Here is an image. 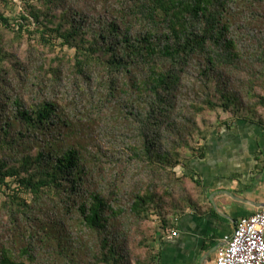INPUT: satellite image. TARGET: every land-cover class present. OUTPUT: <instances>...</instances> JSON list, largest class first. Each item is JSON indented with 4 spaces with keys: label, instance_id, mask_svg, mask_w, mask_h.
<instances>
[{
    "label": "trees",
    "instance_id": "obj_1",
    "mask_svg": "<svg viewBox=\"0 0 264 264\" xmlns=\"http://www.w3.org/2000/svg\"><path fill=\"white\" fill-rule=\"evenodd\" d=\"M235 1L240 0H41V8L27 3L16 25L0 13V210L7 221L13 220L16 239L1 245L0 264H37L36 245L56 248L66 227L51 221L47 211L56 209L78 217L80 226L97 234L93 264H125L117 243L122 235L111 233V221L125 211L110 202L101 183L87 185V140L79 133L84 119L89 117L94 126L102 104L116 99L125 100V108L137 107L128 117L138 122L143 141L129 147L151 182L135 188L130 215L140 222L151 214L158 218L154 243L144 244L148 249L142 264H160V240L173 218L185 211L181 204H195L192 197L200 183L190 166L204 158L210 135L240 122L264 127V51L248 59L240 48L232 34L240 7L230 6ZM247 3L243 10L251 19L255 5L264 0H241V5ZM98 15L96 29L86 20ZM2 29L14 32L11 47L4 43ZM33 36L45 54L55 51L57 43L73 54L16 55L15 43ZM34 49L33 40L26 50ZM200 58L204 97L190 103L188 117L180 119L173 102L188 81L186 70ZM71 84L83 101L95 87L103 88L106 97L81 110L76 120L70 114L76 103ZM32 91L37 95L33 99ZM212 114L214 121L206 122ZM175 130L178 135L170 141ZM59 201L70 204L61 209Z\"/></svg>",
    "mask_w": 264,
    "mask_h": 264
},
{
    "label": "rangeland",
    "instance_id": "obj_2",
    "mask_svg": "<svg viewBox=\"0 0 264 264\" xmlns=\"http://www.w3.org/2000/svg\"><path fill=\"white\" fill-rule=\"evenodd\" d=\"M246 3V0H243ZM33 4L41 8V0H0V13L11 20L12 25L20 20L23 10L26 4ZM123 4V8H127L128 3ZM240 6L238 12L235 14L233 19L232 34L238 38L240 41V48L243 50L244 54L248 59L260 55L264 51V3H257L255 9L257 14H250L251 19H247V13L243 8H248L250 3L246 5H241L240 1H235L230 3V6ZM110 7L113 3L110 2ZM116 8H120V5L115 4ZM87 7V6H86ZM73 10L76 8L72 5ZM88 13L90 9L87 7ZM72 14V12H71ZM76 15V14H75ZM101 15H98L93 20L87 19V23H93L94 28H99V21H101ZM103 19L106 15L103 13ZM78 18V16H76ZM243 20L242 25L240 21ZM4 36V43L6 46L13 43L15 34L12 30L2 29ZM30 40H34L35 49L30 52L26 49L28 48V43L32 41H27L24 39L21 44H16L15 54L25 56L26 53L34 54L33 59L43 56H63L72 55V51H68L66 48H62L59 43L56 44L57 48L55 51H48L45 54V48L40 47L38 44V37H28ZM26 50V52H25ZM21 51V52H20ZM246 60V59H245ZM200 65H202V60L194 59L190 67L186 70V76L188 81L182 90L177 94L173 105L176 107V112L178 115L180 112L181 117L185 116L189 111L190 103L202 99L204 97L203 83L199 75ZM31 69V68H30ZM94 76L97 75L95 70L93 71ZM72 79V77H71ZM10 78L8 77V81ZM234 80V77H232ZM18 84L15 81L14 84ZM72 83V81H71ZM64 83L63 85H65ZM201 85V86H200ZM75 86V85H74ZM72 84L69 85L70 93H74L75 106L71 111V117L77 120V117L82 116L81 110L88 108L93 105L94 101L101 100L106 97V93L103 88L95 87L93 91H88L84 98L81 99L80 92H76ZM55 91H60V86L54 84ZM37 97L35 92H31V98ZM127 105L125 100L116 99L110 105L102 104L104 108L101 119L96 117L98 121L94 126H91L92 122L89 117L84 119L83 124H80V137L87 142V148L85 150L86 155V175L85 181L87 185H100L102 188L106 189V196L110 199V202L114 204L115 207L122 208L125 213L118 219L111 221L114 226L111 233L117 236L121 233V237L117 240V243L121 242L120 250L125 258V264H142V261L146 257V250L148 245H144L146 241L154 243V238L156 237L155 230L158 225V218L151 214L149 218L143 221H136L132 215H130V209L133 203V194L135 188L142 186L143 183L146 185L151 181H148L150 173L144 171L141 164L134 159L133 152L130 149L131 144L141 145L143 141L139 136L137 126L138 122L133 119V117H128L130 113L137 110V107L133 105L132 108L128 109L123 107ZM87 104V106H85ZM117 109V110H116ZM84 111V110H83ZM187 116V115H186ZM188 117V116H187ZM215 114L207 115L205 117L206 122H212L215 119ZM191 118V116H190ZM128 119V120H125ZM130 119V120H129ZM200 119V125L205 128L207 125L203 120ZM133 124H132V122ZM164 122V121H162ZM167 121L164 122L166 125ZM180 124V120L177 122ZM208 123V124H210ZM86 124V126L84 125ZM181 127V125H179ZM18 130L14 131L13 134H17ZM175 133L174 137L170 141L174 140L178 135V130L173 131ZM152 133L154 129L152 128ZM179 176L183 174L181 168L176 169ZM124 181V186L121 191L117 189L119 182ZM147 180V182H145ZM105 186V187H104ZM101 187V186H99ZM190 187V184H188ZM29 202H32L28 198ZM72 203V202H71ZM70 203L62 204L61 201L58 202L59 207H68ZM52 206V205H51ZM38 207V206H36ZM40 208H38L39 210ZM50 213L51 221L58 220L61 225H65L63 231L62 241L56 248H44L41 245L35 246V253L38 255L37 264H93V257L98 250V240L97 234L88 230L87 228L80 226L78 217L68 214L64 216L65 211H47ZM44 214V213H43ZM36 218H41L39 212H34ZM45 216V215H44ZM62 216V217H60ZM61 218V219H59ZM65 219H68L66 223ZM14 222L12 219L7 221L5 215L2 214L0 210V247L5 243L16 242L15 235H13ZM116 227V229H115ZM113 237V236H112ZM144 242V243H143Z\"/></svg>",
    "mask_w": 264,
    "mask_h": 264
},
{
    "label": "crops",
    "instance_id": "obj_3",
    "mask_svg": "<svg viewBox=\"0 0 264 264\" xmlns=\"http://www.w3.org/2000/svg\"><path fill=\"white\" fill-rule=\"evenodd\" d=\"M200 187L160 240V264H216L238 222L264 209V127L247 122L214 131L191 163ZM176 234V235H174Z\"/></svg>",
    "mask_w": 264,
    "mask_h": 264
},
{
    "label": "built area",
    "instance_id": "obj_4",
    "mask_svg": "<svg viewBox=\"0 0 264 264\" xmlns=\"http://www.w3.org/2000/svg\"><path fill=\"white\" fill-rule=\"evenodd\" d=\"M216 264H264V209L238 222Z\"/></svg>",
    "mask_w": 264,
    "mask_h": 264
}]
</instances>
